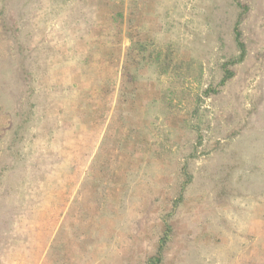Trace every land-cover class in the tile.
<instances>
[{"label": "rangeland", "instance_id": "rangeland-1", "mask_svg": "<svg viewBox=\"0 0 264 264\" xmlns=\"http://www.w3.org/2000/svg\"><path fill=\"white\" fill-rule=\"evenodd\" d=\"M160 245L264 264V0H0V264Z\"/></svg>", "mask_w": 264, "mask_h": 264}, {"label": "trees", "instance_id": "trees-1", "mask_svg": "<svg viewBox=\"0 0 264 264\" xmlns=\"http://www.w3.org/2000/svg\"><path fill=\"white\" fill-rule=\"evenodd\" d=\"M237 26H238V24H236V27L234 28L235 42H236L238 48L240 49V53H241L240 57H239V60H242L245 50H244V45L241 42L240 32L238 31ZM138 55H139V53H138ZM231 76H232V73L229 70L225 69L224 70V79L222 80V84L226 80H229L231 78ZM163 242H164V240L162 241V243ZM162 250H163V247H162V245H160L159 248H158V254L150 259V264H159L160 263Z\"/></svg>", "mask_w": 264, "mask_h": 264}]
</instances>
